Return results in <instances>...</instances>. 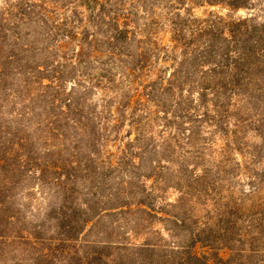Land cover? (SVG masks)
I'll return each mask as SVG.
<instances>
[{
	"label": "trees",
	"instance_id": "16d2710c",
	"mask_svg": "<svg viewBox=\"0 0 264 264\" xmlns=\"http://www.w3.org/2000/svg\"><path fill=\"white\" fill-rule=\"evenodd\" d=\"M0 264H264V0H0Z\"/></svg>",
	"mask_w": 264,
	"mask_h": 264
},
{
	"label": "rangeland",
	"instance_id": "374dc122",
	"mask_svg": "<svg viewBox=\"0 0 264 264\" xmlns=\"http://www.w3.org/2000/svg\"><path fill=\"white\" fill-rule=\"evenodd\" d=\"M178 194L177 192H175L174 190H170L167 192L166 194V198L170 201V202H175V200L177 199ZM189 224H193V223H189Z\"/></svg>",
	"mask_w": 264,
	"mask_h": 264
}]
</instances>
